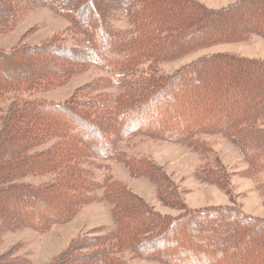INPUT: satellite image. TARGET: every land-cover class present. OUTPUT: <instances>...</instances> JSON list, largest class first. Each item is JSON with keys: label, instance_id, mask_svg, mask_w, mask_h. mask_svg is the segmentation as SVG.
<instances>
[{"label": "trees", "instance_id": "1", "mask_svg": "<svg viewBox=\"0 0 264 264\" xmlns=\"http://www.w3.org/2000/svg\"><path fill=\"white\" fill-rule=\"evenodd\" d=\"M38 9L69 25L48 41L0 49L5 68L0 99L9 92L59 87L88 67L105 75L64 101L16 98L0 110V243L6 232L44 233L73 219L81 206L104 201L113 227L77 235L50 264H125L124 253L161 264H209L216 257L236 264L255 253L263 257L264 219L234 206L188 208L183 191L160 165L148 156H128L120 143L141 136L208 154L201 136L219 134L242 156L247 174L264 171V58L215 53L169 75L154 69L206 46L252 35L264 39V0H236L220 9L196 0H0V34ZM116 13L127 18L126 29L111 26ZM37 64L54 71H35ZM191 85L211 91L213 101L191 107L185 98L200 92ZM192 109L200 118L191 124ZM107 160L121 162L130 177L147 179L160 203L180 214L157 212L111 175L98 182L94 170ZM38 176L47 178L38 184L24 181ZM195 176L227 190L230 173L217 161ZM192 234L198 241L182 242ZM19 248L0 254V264H31L16 254ZM248 264H264V258Z\"/></svg>", "mask_w": 264, "mask_h": 264}, {"label": "rangeland", "instance_id": "2", "mask_svg": "<svg viewBox=\"0 0 264 264\" xmlns=\"http://www.w3.org/2000/svg\"><path fill=\"white\" fill-rule=\"evenodd\" d=\"M196 1H199L207 8L220 9L231 5L236 0ZM110 24L116 29H126L129 25L127 18L121 13L112 15ZM68 25L69 23L66 19L60 18L47 9H38L28 12L19 18L11 31L0 34V49L9 50L19 45L37 44L48 41L53 36L65 34V29ZM70 42L72 41L68 39L67 43ZM115 53L118 54L120 52ZM215 53H232L249 58H264V39L252 35L247 40L241 42L218 43L214 44V46H206L176 59L164 61V63L159 62L155 65L154 69L157 74L169 75L190 62L200 57L202 58V56ZM145 68H147V65L143 64L142 69L145 70ZM4 69L5 68L0 66V71ZM42 69L44 71L49 70V72L50 69L54 71L53 68H44L40 64H37L34 68L35 71H40ZM8 71L12 72L10 70ZM104 75L105 73L103 71L94 67H88L85 71L72 76L65 84L47 91H39V93H6L2 95L3 97L0 99V110L5 111L8 103L16 98H36L51 102L64 101L71 96L76 88L88 83L91 79ZM193 87L200 89V92L198 94L193 93L191 95V100L187 97L185 98L184 101H187L190 106L194 103H202L206 106L213 101L212 99L214 96L211 91L202 88L200 85L189 86L191 89ZM110 91L114 92V90ZM181 104L182 103L178 102L176 107L180 108ZM197 112H199V110L196 111L192 109L191 114L194 118L190 119L191 124L199 120L200 113ZM210 120L205 118L201 119L202 122L206 123ZM175 132H177V130ZM201 139L209 146L210 152L208 154L206 151L205 154L194 152L190 148L179 143L144 137L141 138V136H134L121 141L120 149L131 157L139 158L148 156L157 165H160L166 174L169 175L168 178L170 177L179 187V190L183 191L181 195L183 199L182 202H184L188 208L203 209L211 206H234L250 216L264 219V171L252 175L247 174V165L243 162L242 156L236 148L221 135L203 134ZM52 142L53 140L45 146ZM217 161L230 173L228 187H226L227 190L220 189L214 184L200 182L195 176L196 172L202 167L211 166ZM107 175H111L114 179L123 181L132 190L131 192L140 196L157 212L172 217L180 214V210L160 203L156 197L154 185L147 179L143 177H130L128 169L124 167L121 162L115 160L103 161L102 166L94 170V177L98 182L103 181L104 177ZM46 178L47 177L44 176L29 177L24 179V181L38 184L45 181ZM97 227H106L108 229L113 227L110 205L104 201H96L81 206L79 212L73 219L63 224L53 225L44 233L31 231V229L6 232L0 243V254L9 247L17 244L20 248L16 254L25 255L30 259L31 264H50L53 258L56 257L77 235L86 233ZM182 232L183 231H181V233ZM187 238L189 240H197L198 237L196 234L188 235V237L182 238V242ZM221 243L227 245L224 241ZM231 243L232 241H229V244ZM251 246L247 245L245 249H249ZM238 254L239 253H236L235 255ZM243 258H240L241 262L239 261L236 264L256 263L264 258V256L261 257L258 253H255L249 256L248 259ZM122 259L125 264H161L152 260L133 258L128 253H124ZM206 263L225 264L226 262H224V260L222 261L221 257H216L209 258Z\"/></svg>", "mask_w": 264, "mask_h": 264}]
</instances>
